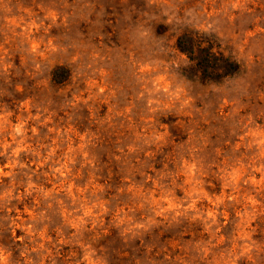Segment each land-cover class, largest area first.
I'll return each instance as SVG.
<instances>
[{"label":"rangeland","instance_id":"1","mask_svg":"<svg viewBox=\"0 0 264 264\" xmlns=\"http://www.w3.org/2000/svg\"><path fill=\"white\" fill-rule=\"evenodd\" d=\"M0 264H264V0H0Z\"/></svg>","mask_w":264,"mask_h":264},{"label":"trees","instance_id":"2","mask_svg":"<svg viewBox=\"0 0 264 264\" xmlns=\"http://www.w3.org/2000/svg\"><path fill=\"white\" fill-rule=\"evenodd\" d=\"M196 46L197 42L192 36L185 35L179 40V48L190 56H192V54H194L197 50ZM213 48L208 47V59L216 63V65L213 66L214 70L216 67H224V69H226L228 72H237L240 69L239 63L234 61L231 56L226 55L223 51H221V47L219 45L217 46V51H215ZM60 70L68 72L66 67H59L57 72Z\"/></svg>","mask_w":264,"mask_h":264}]
</instances>
